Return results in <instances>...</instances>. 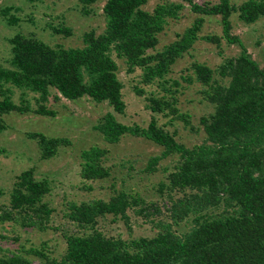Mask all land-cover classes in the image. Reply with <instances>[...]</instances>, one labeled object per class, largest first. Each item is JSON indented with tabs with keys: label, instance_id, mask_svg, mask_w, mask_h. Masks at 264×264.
<instances>
[{
	"label": "trees",
	"instance_id": "16d2710c",
	"mask_svg": "<svg viewBox=\"0 0 264 264\" xmlns=\"http://www.w3.org/2000/svg\"><path fill=\"white\" fill-rule=\"evenodd\" d=\"M84 10L97 0H81ZM148 0H105L106 26L101 32H84L79 46L52 45L32 34L18 31L10 37L12 53L9 64L0 62V130L7 125L3 113L33 110L54 114L47 105L51 87L61 95L76 99L88 95L96 101H108L123 112L124 83L118 75L113 53L124 57L128 70L142 69L141 82L155 84L157 90L146 95L153 112L171 114L192 125L190 113L178 105L183 83L169 72L173 63L200 37L205 14H220L223 34L230 42H239L238 55L227 56L216 67L194 60L195 79L203 84L204 97L214 104L210 114L200 120L207 133L205 140L192 146L158 122L155 114L147 125L120 121L107 111L94 127L104 137L116 142L125 133L144 136L163 146L150 156L146 169L154 171L157 163L178 154L177 164L159 183L167 188V217L153 216L157 232L151 236L122 237L108 235L97 226L107 214L130 223L129 209L148 218L155 202L141 194L118 190L109 199L93 198L70 201L65 215L85 230L64 232L67 247L61 258L43 248L30 247L0 254V264H264V67L248 50L241 37L232 32V14L251 23L264 15V0L199 2L166 0L152 10ZM185 2L201 13L176 39L156 49L159 33L170 18H178ZM10 6L2 9L8 13ZM18 17H8L14 23ZM69 33V27L56 28ZM219 43V35H206ZM156 49L151 52L150 49ZM192 82V74H184ZM21 89V101L13 98L14 88ZM139 94L144 86L135 85ZM35 93L37 106L27 97ZM27 134L35 138L44 158L57 153L69 143L65 136L48 135L40 130ZM107 148L92 145L82 150L81 175L84 179L103 178L110 174L103 162ZM51 189L50 180L38 178L34 168L21 171L10 192L7 206L0 204V220H15L24 226L50 227L54 208L44 196ZM177 191L179 194H177ZM3 190L0 188V194ZM192 225L178 231L174 225L186 219ZM37 257L36 262L33 258Z\"/></svg>",
	"mask_w": 264,
	"mask_h": 264
},
{
	"label": "rangeland",
	"instance_id": "374dc122",
	"mask_svg": "<svg viewBox=\"0 0 264 264\" xmlns=\"http://www.w3.org/2000/svg\"><path fill=\"white\" fill-rule=\"evenodd\" d=\"M166 0H148L145 8L152 10L159 2ZM199 2H216L219 0H197ZM241 3L244 0H231ZM105 0H97L84 10L81 0H0V62L9 64L12 53L10 37L21 31L32 34L52 45L79 46L84 43L83 35L94 29L98 33L106 26L103 5ZM10 6L8 13L2 9ZM14 14L18 20L14 23L8 17ZM202 15L192 10L190 3L185 2L178 18H170L165 28L158 34L156 49L176 39L179 32L192 24L194 19ZM69 27L70 32L56 30ZM232 32L242 41L264 67V15L254 22L247 23L239 18L238 12L232 14ZM219 35V43L206 35ZM199 38L193 46L173 63L169 76L181 79L183 86L179 92L178 105L182 111L190 113L192 125H186L182 119L171 114L153 112L147 106L146 95L157 90L155 84L141 82L142 69L128 70L124 57L113 53L118 62V75L124 83L123 97L126 107L123 112L117 111L106 100L96 101L88 95L76 99L65 96L55 98L57 89L51 87V95L47 105L55 110L54 114H42L33 110H12L2 114L6 127L0 130V204L7 206L10 192L18 174L26 168L33 167L38 178H48L51 189L44 200L54 208L50 217V227L40 229L36 226H24L15 220H0V254L12 251L39 247L51 256L61 258L66 252V231L83 233L79 224L66 215L70 201L80 202L93 198L109 199L118 190L141 194L147 201L155 202L160 211L152 209L148 217L138 215L133 208L129 209L130 223L122 219H114L107 214L98 220L97 226L108 235L122 237L148 235L157 232L150 219L155 216L167 217V188L160 190L159 183L167 180L168 172L177 164L178 154L162 158L154 171L146 169L151 155L160 153L163 146L152 139L131 133H125L116 142L108 141L103 133L94 127L101 121L107 111H113L117 118L125 123L147 125L155 114L158 122L175 134V137L189 146L201 143L207 133L201 123V116L210 114L214 104L207 100L202 92L203 84L195 79L192 62H205L216 67L227 56L238 55L242 49L239 42H230L223 34L220 14H205L199 31ZM156 49L151 48L154 52ZM184 74H192V82L185 80ZM144 86L146 94H139L135 85ZM21 89L14 88L13 98L21 101ZM35 93L29 92L27 97L33 106H37ZM31 130H40L48 135L65 136L70 141L59 146L56 154L44 158L37 140L27 134ZM92 145L107 148L103 162L110 168V174L103 178L84 179L81 175L83 157L82 150ZM177 192V191H174ZM177 194H179L177 192ZM192 225L186 219L174 225L178 231H185ZM36 262L37 257L33 258Z\"/></svg>",
	"mask_w": 264,
	"mask_h": 264
}]
</instances>
